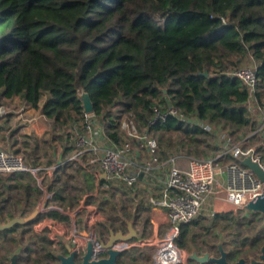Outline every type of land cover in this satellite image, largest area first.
I'll list each match as a JSON object with an SVG mask.
<instances>
[{
	"label": "trees",
	"instance_id": "obj_1",
	"mask_svg": "<svg viewBox=\"0 0 264 264\" xmlns=\"http://www.w3.org/2000/svg\"><path fill=\"white\" fill-rule=\"evenodd\" d=\"M248 54L264 87V0H0L1 97L21 95L39 107L47 95L44 114L63 127L85 121L80 93L87 91L113 140L122 139V117H132L157 139L162 161L185 150L207 155L212 134L175 115L151 124L156 109L174 106L189 118L228 127L236 138L259 128L246 110L245 85L229 74ZM258 101L264 108V91ZM117 106L118 114L108 113ZM95 181L71 160L46 188L40 174L0 173V222L30 215L46 192L54 212L74 210ZM130 190L112 188L123 230L134 214ZM232 215L219 213L214 222L228 224ZM203 218L181 226L180 247L190 249L203 232L207 238L220 232L211 234Z\"/></svg>",
	"mask_w": 264,
	"mask_h": 264
},
{
	"label": "built area",
	"instance_id": "obj_2",
	"mask_svg": "<svg viewBox=\"0 0 264 264\" xmlns=\"http://www.w3.org/2000/svg\"><path fill=\"white\" fill-rule=\"evenodd\" d=\"M223 21L226 22V19L223 18ZM229 74L239 77L248 91L247 113L253 117L255 111L262 112L263 120L259 128L249 135L241 134L240 137L234 138L228 127L189 118L174 106L164 112L156 109V117L151 124L157 120H165L169 115L198 123L216 139L221 140L222 149L220 153L206 157L187 155L186 166L180 165L179 155L169 159L171 166L162 196L149 198L146 202L143 196L138 199L139 207L147 205L156 212L158 209H165L169 226L155 236L115 242L113 248L120 251L121 264H186V250L177 244L183 224L191 223L200 216L211 218L218 212H227L230 209L244 210L248 202L264 194V180L242 163L244 158L250 156L264 169V108L258 101V95L264 91V87L253 55L248 54L241 64L231 68ZM115 108H112L111 114H114ZM6 113L7 109L0 106V115ZM92 115L95 114H86L84 125L87 130L92 128ZM118 131L122 137L120 144L104 148L103 152L87 161L83 157L88 138L80 136L75 141V152L71 159L93 174L98 186L108 188L110 185L106 182L102 185V173L107 174L104 178L107 182L120 181L133 186L139 181L137 170L143 171L144 175L150 178L161 164L158 141L148 129H140L132 117L124 116ZM135 141L142 143L149 155V158L140 164L132 158ZM134 167L137 168L136 171L133 170ZM14 172L46 175L50 171L30 166L22 154L10 152L0 144V173ZM98 186L95 192L79 199V209H83L85 213L82 229L89 236L78 235L76 227H73L71 222L68 223L67 217L43 211L31 225L35 224L34 229L44 239V246L60 248L63 246L62 240H67L76 243L74 250L81 251L83 248L80 242L91 239L94 245L93 259L98 260L107 255L108 249L102 246L101 241H107L112 231L123 230L122 215L105 208V205L112 203V199L108 193L99 191ZM90 196L94 198L93 201H88ZM220 201L226 204L227 208ZM145 210L137 209L134 217L136 229H152L145 223L146 220L140 219Z\"/></svg>",
	"mask_w": 264,
	"mask_h": 264
},
{
	"label": "crops",
	"instance_id": "obj_3",
	"mask_svg": "<svg viewBox=\"0 0 264 264\" xmlns=\"http://www.w3.org/2000/svg\"><path fill=\"white\" fill-rule=\"evenodd\" d=\"M44 96V98L40 100L39 107L29 106L24 97L21 95H15L12 98H3L0 96V106H4L7 109V113L5 115H0V144L10 152L22 154L30 166L49 169L50 172H48L46 175L40 174V183L44 188H46L47 184L52 181L60 164L69 160L74 161L71 159V157L75 152V141L80 136H86L89 140L88 144H86L85 146L86 152L83 157V159L86 161L90 159V157L103 152L104 148H109L120 144L122 142V139H120L119 141H115L108 135L110 124L108 120L106 118H102V116H91V119L93 120L91 130L85 129L84 122H80L77 124L69 123L63 127L59 126L56 121L48 118L44 114L43 105L47 98V95ZM117 112L118 111H116L115 114L112 115L115 116ZM262 115L263 114H260L259 111H255L253 113L254 119H257L259 123L262 122V120L260 119ZM62 134L63 136H58ZM133 144L134 149L132 152V158L138 164L143 163L149 158L146 149H142L141 146H138L139 143L137 141H135ZM36 149H38V151L40 152V156L38 158H33L32 150ZM178 155L180 157V165L186 166L187 158L185 157L188 154L180 153ZM74 162L77 163L76 161ZM170 166L171 163L169 162V160L161 161V164L157 166V169L152 177L149 178L145 175H143L142 177L139 176V181L133 186H129L120 181H110L106 183H111V185H109L108 188H105L98 186L97 182L95 181L96 187L93 192L96 191V188L98 186L99 191L101 190L102 192L108 193V195L112 199V203L105 205V208H107L108 211L117 212L119 213V215L121 214L123 223L122 210L116 202V198L113 195L112 188L115 187L116 183L117 187H120V189L122 190H129V188H132V190H130V196L131 204L133 205L134 210V214L132 217L133 222L135 220L134 217L136 215L137 209H140V211H142L147 208L144 215H142L143 217H141L140 219L141 221L146 220L145 223L149 224V227L152 228L148 229L144 227L142 230L137 228L141 235L140 237L155 236L160 231H163V229L169 226L167 212L165 209H158V211L156 212L152 207L147 205L139 207L140 202L138 199L143 196L146 202L149 198H160L162 196ZM135 168L136 167L133 168L134 171L137 170V168ZM164 173L165 176L162 177V174ZM103 184L105 183H102V185ZM91 193L84 194L80 199H82L85 195ZM50 196L51 195L46 192V195L41 200L39 206L41 207L45 201H47L48 204V199L50 198ZM93 199L94 198L90 196L88 198V201H93ZM47 204L41 212L50 211L57 215L65 216L68 219V223L71 222L74 225L73 227H75V219L74 216L71 215V213L79 209V200L78 207L76 209H69L63 212H54V210H52L51 207H48ZM221 204L224 205L225 208H227L226 204H223V202H221ZM203 217L207 218L206 216ZM80 226H83V221ZM75 231L78 233L79 231L84 230L80 227V230L75 229ZM65 241L67 240L62 241L63 245Z\"/></svg>",
	"mask_w": 264,
	"mask_h": 264
},
{
	"label": "flooded vegetation",
	"instance_id": "obj_4",
	"mask_svg": "<svg viewBox=\"0 0 264 264\" xmlns=\"http://www.w3.org/2000/svg\"><path fill=\"white\" fill-rule=\"evenodd\" d=\"M240 211L232 209L234 215L228 224L214 222L217 214L225 212H218L209 218L210 223L204 224L203 227H210L211 234L217 228L221 230L217 235L212 234L210 238H207L206 232L201 233L191 244L187 264H215L210 258H218L222 255L220 244L227 252L226 260L229 264H264L262 257L264 215L246 210H242L241 213ZM5 223L8 222H0V224ZM29 224H17L10 229L0 231V264H62L61 256L71 255L64 245L60 248L44 246V239L39 233L36 231L30 233L26 230ZM229 224L232 225V229ZM255 240H257L256 246L253 245ZM194 249L197 250L198 257H204L206 253L208 257L203 261L190 258ZM72 251L77 250L73 247ZM83 254L84 250L76 252L73 258L76 264H81ZM72 261H68L67 264ZM118 264H121L120 260Z\"/></svg>",
	"mask_w": 264,
	"mask_h": 264
},
{
	"label": "water",
	"instance_id": "obj_5",
	"mask_svg": "<svg viewBox=\"0 0 264 264\" xmlns=\"http://www.w3.org/2000/svg\"><path fill=\"white\" fill-rule=\"evenodd\" d=\"M203 74L208 75V71H205ZM164 91H166V89H164ZM80 97L83 101L85 113L86 114L93 113L94 112V104H93V101L91 99L90 94L87 91L82 90L80 93ZM263 135H264V131H263ZM242 163L245 164L246 166L250 167L252 170H254L260 176V178L262 180H264V169H262V167L259 165L258 162L253 161L252 158L250 156H248L242 160ZM136 172L139 173L140 177H142L144 175L143 171L137 170ZM106 176H107L106 173H102L101 174V181L104 178H106ZM46 204H47V201H45L41 207L38 206L28 216L19 215V216L15 217L14 219H12L11 221H9L8 223L0 224V231L10 229L17 224H29V223H31L41 213L42 209H44L46 207ZM244 210H246L247 212L260 213V214L264 215V194L259 195L257 199H254V200H251L250 202H248L244 206ZM126 224H127V231L126 232H125V230H119L117 232L112 231V234L107 241H104V240L101 241L102 246L107 248L108 252H107V255L105 257H102L98 260L93 259V256H92L94 245H93V242L91 241V239H88L87 242L81 241L80 245L83 248L82 250H84V254L81 257V264H118L120 251L113 248V245L115 244V242H117L119 240H129L132 238H138L141 236L140 233L138 232V230L134 226L133 219H127ZM78 235H80L81 237H88L89 236L88 233H86L85 231H79ZM64 246L66 247V249L69 252H71V255L67 256V257L61 256L62 264H67V262L71 261V260H73V261L70 264H76L73 258L75 257L77 251H75V252L72 251V248L76 246V243H70L68 241H65ZM219 247L221 248L222 255L218 258L211 257L210 260L212 262H214L215 264H229L226 260L227 252L224 251L221 244L219 245ZM263 251H264V248H263ZM207 257H208V253H206L204 257H198L196 249H194L193 253L190 255V258H194V259L196 258L199 261H203ZM262 257L264 258V254L262 255Z\"/></svg>",
	"mask_w": 264,
	"mask_h": 264
},
{
	"label": "rangeland",
	"instance_id": "obj_6",
	"mask_svg": "<svg viewBox=\"0 0 264 264\" xmlns=\"http://www.w3.org/2000/svg\"><path fill=\"white\" fill-rule=\"evenodd\" d=\"M45 97V96H44ZM43 97V98H44ZM112 108L113 107H110V108H108V113H110L111 114V111H112ZM119 110V107L117 106L114 110H113V112H114V114H115V112L116 111H118ZM260 112V111H259ZM258 113V112H257ZM260 114H262V112H260ZM112 115V114H111ZM260 119L261 120H263V115L260 117ZM59 137H61V136H63V134L62 135H58ZM233 137L234 138H236V135H233ZM138 142V141H137ZM139 144H138V146H141L142 147V149H144V147H143V145H142V143H140V142H138ZM208 143H210V145H213V146H207V155L206 154H202V155H199V156H201V157H206V156H208V155H216V154H218V153H220V151H221V149H222V142H221V140H219L218 138L216 139V137L215 136H213V135H211L209 138H208ZM217 145V146H216ZM216 147V148H215ZM185 150V149H184ZM184 152H186V150L185 151H182V152H180V153H184ZM179 152L177 153V155L178 154H180ZM32 156H33V158H38L39 156H40V152L38 151V149H36V150H32ZM198 156V155H197ZM185 161V160H184ZM165 176V173L164 174H162V177H164ZM116 182V181H115ZM117 184V183H116ZM115 184V186H117ZM230 211H232V209H230V210H228L227 212H230ZM242 212V210L240 211V213ZM226 213V212H225ZM71 215L72 216H74V219H75V227H76V229L77 230H80V227H81V229L83 228V226H80L81 225V223H82V221H83V217L85 216V213H84V210L83 209H77L75 212H72L71 213ZM201 217V216H200ZM210 221H211V219H209V218H203L202 219V225L203 224H209L210 223ZM34 223L31 225V224H29V226H28V230H31V231H35V229H34ZM186 250V259H185V263L187 264V258H188V255H189V249H185Z\"/></svg>",
	"mask_w": 264,
	"mask_h": 264
}]
</instances>
